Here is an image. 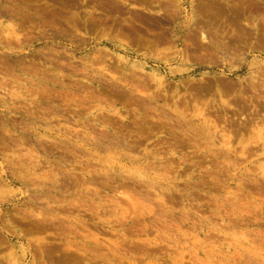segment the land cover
<instances>
[{"label": "rangeland", "instance_id": "obj_1", "mask_svg": "<svg viewBox=\"0 0 264 264\" xmlns=\"http://www.w3.org/2000/svg\"><path fill=\"white\" fill-rule=\"evenodd\" d=\"M0 13V264H264V0Z\"/></svg>", "mask_w": 264, "mask_h": 264}, {"label": "bare ground", "instance_id": "obj_2", "mask_svg": "<svg viewBox=\"0 0 264 264\" xmlns=\"http://www.w3.org/2000/svg\"><path fill=\"white\" fill-rule=\"evenodd\" d=\"M228 1H229V0H228ZM252 1H253V0H252ZM255 1H256V0H255ZM53 2H54V1H53ZM250 2H251V1H250ZM229 4H230V3H229ZM233 4H234V3H233ZM233 4H232V5H233ZM235 5H236V4H235ZM2 8H3V7H2ZM4 9H5V7H4ZM2 11H3V10H1V12H2ZM8 11H9V10H8ZM9 12H10V11H9ZM0 14H1V13H0ZM2 14H3V13H2ZM5 15H6V14H5ZM7 15H8V14H7ZM10 16H12V15H10ZM0 17H1V16H0ZM42 20H43V19H42ZM13 22H14V21H13ZM0 24L2 25V23H0ZM3 25H4V24H3ZM3 25H2V26H3ZM2 26H1V27H2ZM5 26H6V25H5ZM12 30H14V29H12ZM15 30H16V29H15ZM15 32H16V31H14V34H12V36L14 35V37H12V38H16V41H18L19 38H20L19 40H22V39H21V36L19 37L18 34H16ZM202 32H203V30H202ZM202 32H201V37H202V39L205 40V35H204ZM6 33H7V32H6ZM258 33H259V31H258ZM19 35H20V34H19ZM2 36H3V35H2ZM207 36H209V35H207ZM25 38H26V37H25ZM43 38H44V37H43ZM207 40H208V39H207ZM210 40H211V39H210ZM12 41H13V40H12ZM14 41H15V40H14ZM6 42H7V41H6ZM213 43H214V42H213ZM15 44H16V43H15ZM215 44H216V43H215ZM17 45H18V44H17ZM231 46H232V45H231ZM227 48H228V47H227ZM17 51H18V50H17ZM230 52H231V51H230ZM227 53H228V52H227ZM10 54H11V53H10ZM202 54H203V53H202ZM206 55H207V54H206ZM239 55H240V54H239ZM55 57H56V56H55ZM31 60H32V59H31ZM20 61H21V60H20ZM34 63H35V62H34ZM34 68H35V67H34ZM260 69H261V68H260ZM7 72H8V71H7ZM262 74H263V76H264V73H263V72H262ZM253 78H254V77H253ZM157 80H159V79H157ZM251 81H252V80H251ZM217 83H218V82H217ZM238 83H239V82H238ZM241 84H242V83H241ZM241 84H240V85H241ZM253 84H255V82H254ZM253 84H252V83L249 84V85H251V87H250L249 89H252V85H253ZM249 85H248V86H249ZM257 85H258V84H257ZM257 85H256V86H257ZM259 85H260V84H259ZM263 85H264V80H263ZM242 86H244V85H242ZM256 86H255V87H256ZM202 87H203V86H202ZM244 87H245V86H244ZM253 87H254V85H253ZM255 87H254V88H255ZM257 87H258V86H257ZM220 88H221V87H220ZM229 88H230V87H229ZM235 88H236V87H235ZM239 88H241V87L239 86ZM239 88H238V90H240ZM254 88H253V89H254ZM212 89H213V88H212ZM224 89H225V88H224ZM242 89H243V88H242ZM245 89H246V88H245ZM245 89H244V91H245ZM255 90H257V89L255 88ZM260 90H261V89H260ZM217 91H218V90H217ZM219 91H220V90H219ZM241 91H242V90H240V93L243 94ZM258 91H259V90H258ZM202 93H203V92H202ZM237 93L239 94L238 91H237ZM255 93H256V92H255ZM241 94H239V95H241ZM244 94H245V93H244ZM257 94H258V93H257ZM259 94H260V93H259ZM263 95H264V94H263ZM243 97H244V96H243ZM249 97H250V96H249ZM259 97H260V96H259ZM259 97H258V98H259ZM245 98H246V97H245ZM247 98H248V97H247ZM251 98H252V97H251ZM255 98H256V97H255ZM192 99H193V98H192ZM238 99H239V98H238ZM232 100H235V99H232ZM240 100H242V98H241ZM248 100H249V99H248ZM258 100H259V99H258ZM243 101H244V99H243ZM252 101H253V100H252ZM237 102H239V100H237ZM246 102H247V101H246ZM221 103L224 104V105H226L227 107L230 105L227 101L225 102V101H223V100H222ZM263 103H264V102H263ZM218 104H219V103H218ZM263 105H264V104H263ZM203 107H204V106H203ZM215 107H216V106H215ZM254 107H255V105H254ZM258 107H259V106H258ZM260 108H261V107H260ZM14 109H15V108H14ZM203 109H204V108H203ZM257 109H258V108H257ZM201 110H202V109H201ZM201 110H200V111H201ZM203 112H204V111H203ZM255 112H256V111H255ZM201 113H202V112H201ZM241 113H242V112H241ZM225 116H226V115H225ZM239 117H240V116H239ZM224 118H225V117H224ZM243 118H244V117H243ZM250 118H251V117H250ZM244 119H245V118H244ZM245 121H246V120H245ZM212 123H214V120H213ZM244 123H245V122H244ZM246 123H247V122H246ZM248 123H249V122H248ZM256 123H257V122H256ZM224 128H226V127H224ZM229 128H230V127H229ZM229 128H228V129H229ZM232 128H233V127H232ZM222 129H223V128H222ZM256 129H257V128H256ZM226 130H227V129H226ZM239 131H240V130H239ZM255 131H256V133H257V130H255ZM257 134H258V133H257ZM258 137H259V139L261 140V143H259L260 141L258 140ZM258 137H256L254 143H257L256 140H258L259 146H260V144H261V149L264 151V138H263L260 134L258 135ZM257 145H258V144H257ZM259 148H260V147H259ZM243 149H244V148H243ZM259 162H260V161H259ZM261 166H264V162H262V163L260 162V163L258 164V167H261ZM263 173H264V170H263ZM262 183H263V182H262ZM260 185H261V184H260ZM258 189H259V187H258ZM40 247H41V246H40ZM13 264H14V262H13Z\"/></svg>", "mask_w": 264, "mask_h": 264}]
</instances>
